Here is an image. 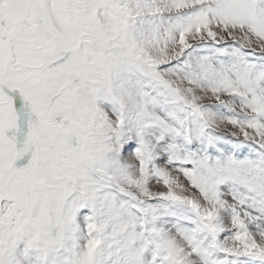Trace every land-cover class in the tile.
<instances>
[{"label": "snow or ice", "instance_id": "1", "mask_svg": "<svg viewBox=\"0 0 264 264\" xmlns=\"http://www.w3.org/2000/svg\"><path fill=\"white\" fill-rule=\"evenodd\" d=\"M0 264H264V0H0Z\"/></svg>", "mask_w": 264, "mask_h": 264}]
</instances>
